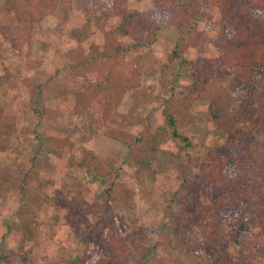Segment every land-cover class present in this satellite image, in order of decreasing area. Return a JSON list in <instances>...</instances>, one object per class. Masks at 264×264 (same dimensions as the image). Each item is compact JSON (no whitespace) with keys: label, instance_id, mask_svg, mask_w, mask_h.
Wrapping results in <instances>:
<instances>
[{"label":"rangeland","instance_id":"obj_1","mask_svg":"<svg viewBox=\"0 0 264 264\" xmlns=\"http://www.w3.org/2000/svg\"><path fill=\"white\" fill-rule=\"evenodd\" d=\"M128 5L132 11L140 12L151 11L155 6L154 0H130ZM110 9L111 0L63 1L54 14L35 26L29 41H20L17 49V22L13 14L6 11L5 0H0V115L14 119L13 126L0 127V150L4 148V151L11 153L12 158L7 167L0 168V190L4 189V199L9 198L10 190L13 189V192H18L26 200L25 212L30 213V204L41 202L36 190L42 187L43 179L49 181V194L58 193L59 198L61 193H68L69 186H74V190L79 189L76 194H90L91 213L83 214L79 222L74 221L73 216H69L66 221L68 226L65 230H72L75 223L81 226V230L84 226L90 227L88 233H91L90 236L86 234V238L82 240L79 260L69 264H107L111 257L107 249L110 231H116L125 238L129 250L139 247L146 237L151 238L149 245L152 246L157 235H160L166 239V248L187 264H241L234 245L235 235L230 227L238 214L231 212L229 207L222 210L224 218L218 226L225 247L223 259L215 262L218 255L213 249L205 252L190 249V244L200 238V226L204 224V216L199 210L211 204L205 191L199 190L192 207L183 209L186 212L185 220L170 219L163 213L165 204L173 196L181 194L184 186L198 183V168L195 163L208 162L210 148L215 147L229 164L233 163V153L223 144L220 130L206 123L205 104L198 102L195 105L193 113L196 121L186 129L193 144L190 150L191 163L177 154L173 143L167 138L159 145L160 150L152 169L143 171L134 163L133 149L121 142L124 136L131 139L142 131L152 132L161 125V107L156 99L159 70L166 63V54L174 41L183 33L182 26L177 23L168 24L163 16H153L163 29L158 33L153 46L126 57L128 62L141 57L138 63L142 75L139 86L124 95L116 110L117 114L112 119H105L97 112L74 114L72 93L83 90L87 83L94 81L95 73H88L84 78L65 75L64 69L70 62L68 54L77 48L86 53L93 45L102 46L104 35L119 21L115 16H108ZM218 19V11L214 9L211 20L201 24L207 35V43L188 50L189 58L196 55H217ZM87 21L91 34L78 44L72 31L81 28ZM27 42H30L29 49ZM56 72L60 73L54 82V91L46 98V112L39 120H35V117L28 114L30 100L37 95L38 86ZM168 76L174 80L178 91H183L190 80L186 71L176 64L169 67ZM224 77V87L232 99L230 109L242 113L239 125L248 129L256 109L257 97L264 90L257 88L253 96L248 97L238 69L226 72ZM137 97L140 103L138 111L147 117L141 122L129 123L125 117ZM254 137V133L248 131L246 144ZM94 162L110 170L111 174L104 178L94 177L89 170ZM85 174L92 176L90 181L74 179L82 178ZM29 177H32L33 182L35 179L37 188L28 186ZM111 184H117V189L121 192L117 195L124 194L119 184L130 194L125 203L119 199H108L106 190ZM21 186L29 193L22 196ZM79 197L78 205L83 202ZM54 198L52 201L55 200L56 203V196ZM54 217L58 218L56 214ZM245 220L250 232L244 234V249L246 253L253 254L264 262V243L259 241V246H250V242H254L258 236L264 240V219L259 220L247 214ZM57 221L54 219L51 225H55ZM32 224L30 221L26 229L30 230L31 237L35 229ZM10 225L12 235H15L14 231L20 229H14V223ZM65 230L58 235L66 240L71 236L79 238V230ZM54 232L56 235V230ZM24 235L27 244H21L15 249L6 247L4 241L0 243V264L37 263V255L41 249L46 250L43 244H46L47 233L44 232V237L40 236L37 241H32L27 232ZM49 249L47 252H50ZM163 250L162 248L161 253ZM58 251L52 249L51 253ZM58 260L55 258L56 263ZM130 264L156 263L151 255L145 257L133 252Z\"/></svg>","mask_w":264,"mask_h":264},{"label":"trees","instance_id":"obj_2","mask_svg":"<svg viewBox=\"0 0 264 264\" xmlns=\"http://www.w3.org/2000/svg\"><path fill=\"white\" fill-rule=\"evenodd\" d=\"M63 1L71 0H5L6 11L12 13L17 22V49L20 41H29L35 26L54 14ZM129 1L111 0L108 16H115L119 21L104 35L101 47L93 45L86 53L77 48L68 54L70 62L64 69L65 75L84 78L88 73H95L94 81L87 83L83 90L72 93L74 114L97 112L105 119H112L124 95L139 86L142 75L138 63L141 57L134 62L126 61V57L153 46L163 29L153 16H163L168 24L182 26L183 33L174 41L166 54V63L159 70L156 99L161 107V125L152 132L142 131L131 139L124 136L121 142L133 149L134 163L143 171L152 169L159 145L167 138L173 143L177 154L191 163L193 144L186 129L196 121L193 113L195 105L204 103L206 123L220 130L223 144L233 153V163L229 164L215 147L210 148L208 162H194L198 168V183L184 186L181 194L173 196L165 204L163 213L170 219L185 220L186 212L183 209L192 207L199 190L205 191L211 204L199 210L204 216V224L200 226V238L190 244V249L196 252L213 249L218 255L215 262L223 259L225 247L218 226L224 218L222 210L229 207L231 212L238 214L230 227L235 235L234 245L240 263L264 264L244 249V234L250 232L245 216L251 214L259 220L264 219V93L257 97L251 126L246 129L239 125L242 113L230 109L232 99L224 87L225 73L238 69L248 97H252L257 88L264 90V0H154V8L145 12L132 11ZM214 9L219 14L216 22L217 55L189 58L188 50L207 43V35L201 24L211 20ZM88 23L72 31L78 44L91 34ZM27 48H30V42H27ZM175 64L186 71L190 78L183 91H178L176 83L168 76L169 67ZM59 73L56 72L38 86L37 95L30 100L28 114L35 120L45 114L46 98L54 91V82ZM141 95L144 96L142 92ZM138 100L139 97L125 117L129 123L141 122L147 117L138 111ZM13 125L14 119L0 115V127ZM248 131H252L255 137L246 144ZM89 170L99 178L111 174L110 170L102 168L97 162L89 166ZM119 187L124 194L117 195L121 193L117 184H111L106 194L109 200L119 199L125 203L130 194L123 185L119 184ZM3 191L0 190V199H4ZM20 191L22 196L29 193L24 186ZM258 237L250 242L252 248L259 246V241L264 243L262 237ZM142 241L139 247L129 250L126 239L116 231H110L107 249L111 257L107 264H130L133 252L145 257L151 255L156 264H187L166 248V239L160 235H157L152 246L149 245L150 237Z\"/></svg>","mask_w":264,"mask_h":264},{"label":"crops","instance_id":"obj_3","mask_svg":"<svg viewBox=\"0 0 264 264\" xmlns=\"http://www.w3.org/2000/svg\"><path fill=\"white\" fill-rule=\"evenodd\" d=\"M10 161H12L11 153H7V150L4 151V148H2L0 150V168L2 166L7 167ZM90 178H92V176L85 174V176L82 178L74 179H85V181H90ZM42 181L43 185L38 189L35 186V179L34 182L32 177H29L27 180L29 187L37 188L36 193L40 196L41 200V202H37L36 204H30V209L32 210L30 213L25 212L26 200L21 198L18 192H13V189L10 190V196L8 199L0 200V243L4 241L6 247L15 249L21 244H27V242L25 243L27 240L24 235L25 232L29 234L32 241H37V239L39 240L40 236L44 237V232H46L47 235L45 238H47V240L45 241L46 244H43V247L46 250L43 248L41 249L37 255L36 264H41V262L43 264H69L71 262H76L79 260V257L82 254V240L86 238V234L89 236L91 234L88 233L90 231V227L84 226L81 230V226L74 223V228L70 231L75 232L76 230H79V238H74L71 236L69 238L67 237L66 240L64 237H60L58 234H60V232L65 230L64 228L68 226L66 221H68L67 218L69 216H73L74 221L79 222L80 217L83 216V214L88 215L91 213V209L89 208L91 203L90 194L87 195L84 192H82L81 195L76 194L79 192V189L74 190V186H69V189L67 190L68 193L65 195L61 193L59 198L58 193L49 194V181L46 179H43ZM74 194H76V197ZM55 196L57 201L56 203H54L55 200L52 201ZM78 196H80L79 198L83 200L82 204L79 205L77 200ZM59 199L61 203H59ZM49 200L51 201L50 203ZM26 206H29V204H26ZM55 214L58 216V218L54 217ZM54 219H57L58 221L55 225H51V222ZM30 221L33 223L32 226L35 227V229H33L32 237L30 230H26ZM11 223L16 225V228L14 227V229H20L19 231H14L15 235H12L13 232L11 231L12 228L10 227ZM54 230H56V235ZM65 231L70 232L68 230ZM68 239L70 241H68ZM17 240H19V243ZM48 249L50 252H47ZM52 249L59 251L53 254L51 253ZM55 258L59 259L57 263L55 262Z\"/></svg>","mask_w":264,"mask_h":264}]
</instances>
